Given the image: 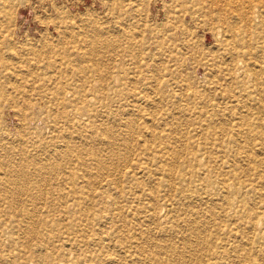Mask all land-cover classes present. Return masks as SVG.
Segmentation results:
<instances>
[{"label": "rangeland", "instance_id": "1", "mask_svg": "<svg viewBox=\"0 0 264 264\" xmlns=\"http://www.w3.org/2000/svg\"><path fill=\"white\" fill-rule=\"evenodd\" d=\"M64 89L94 97L65 106ZM21 164L42 168L24 185L38 206L0 199V224H20L0 264H177L183 238L207 242L203 257L229 238L231 264H264L252 224L264 213V0H0V184L12 188ZM127 165L138 174L116 204L64 211L71 176L96 187ZM171 174L191 203L177 202ZM79 216L93 217L81 233L68 221ZM74 236L82 247L65 245Z\"/></svg>", "mask_w": 264, "mask_h": 264}, {"label": "bare ground", "instance_id": "2", "mask_svg": "<svg viewBox=\"0 0 264 264\" xmlns=\"http://www.w3.org/2000/svg\"><path fill=\"white\" fill-rule=\"evenodd\" d=\"M98 90H99V88H98ZM98 90H97V92H98ZM102 90H106V89H102ZM92 92H93L92 89H89L88 92L79 90L76 93L77 98L75 99V101L73 99L72 100H68L65 97V94L71 93L70 90L69 91H67L65 89L64 90H60L59 93H58V96H61V103L63 105H65V106L74 105V103L77 102L78 103L77 105H81V106L87 107L89 105L90 101L92 100V98L94 97L92 95ZM127 134H128V132H127ZM127 138L128 137H126V139ZM130 138H132V137H130ZM112 139H114V140H112ZM123 141H124V139H123ZM124 142H126V141H124ZM128 142H130V139H129ZM128 142H126V143H128ZM116 143H117V136H111V139H109L107 142L103 143V147H112V146H115ZM98 145H99V143H98ZM126 147H128V145H126ZM23 156L30 157L26 153L23 154ZM29 161H30L29 164H31V165H35L38 162H40L39 159H37V158L33 159V160H29ZM125 164H126V162H125ZM96 165L100 169H103L105 167L101 163L98 165V162H97ZM20 166H23V169L20 170L16 176H13V180H9V182L13 185L12 188L10 186H8L7 184L6 185H3L2 183L0 184V187H2V188H0V199H7V200L11 201L12 203H18V204H21V205H23L24 202L26 201L25 204L26 203H31L32 206L36 208L38 206L37 203L31 202V201L29 202L27 200H23V198L25 197L24 196L25 195V191L27 190V188L24 185L26 183H29V178H34V177H39L40 179L43 178V175L41 174L42 168L34 167V172H32L30 169H27V165L26 164H21ZM113 167H115V166H113ZM124 168H122L123 170L119 169L120 171L118 169L110 171L105 178H102V179L100 178V180H99V181L103 180V182H104L105 179H106L105 185L98 184L96 187H95V185L92 186L91 182H89V180H91V179H88L87 175H82L81 177L75 176V175L71 176L70 179H72L73 185L72 186L70 185V186L72 187L73 195H77V197H75V196L69 197L68 196V199H66L64 201V203H62V207H63L64 211L69 212L70 211L69 208H71V212L73 214H80L83 211L84 207H85V204H86L85 203V199H87L88 201H91V202H93L95 199H100L102 201L105 200V204H108V207H110L111 205L116 204L117 194L119 195V194H121L123 192V191H121V186H120L122 184L123 180L130 181L131 179H134L136 174H138V173H136L135 170L138 169L139 167L137 166L135 168H132L131 166H128V167H124ZM104 169H106V168H104ZM63 171H64V169H63ZM105 172H106V170H105ZM45 174H47L46 171H45ZM45 176L47 177L48 175H45ZM101 176H102V174H101ZM115 178H117V179H115ZM167 178L168 179H165V180H168L169 182H171L170 183L171 184V188L173 190H175V192H176L177 202L179 204H182V205L185 204V203H191V201H189V197H180V193L182 192L181 189H180V186L183 183L186 184V182H187L186 179L182 178V177L174 176L172 174L168 175ZM80 179L83 180L84 182L80 183L79 182ZM119 179H120V181H119ZM48 180L47 179H43L45 185L50 183V181H48ZM162 181H164V180H162ZM118 182H120V184ZM59 183H60L59 186H62L63 184H68L65 181L64 182H59ZM118 186H120V190L118 191V193L115 194V196H114L115 198H113V194L112 195L109 194V190L112 189L111 187L117 188ZM217 187H218V185H216L214 187V190H216V192H218L220 190ZM85 188H86V191H85ZM224 189H226V188H224ZM42 190H45V189L42 188ZM93 190L95 192H93ZM98 190H100V192H97ZM204 193L206 195V192H204ZM107 200H110V201H107ZM188 205H187V207H189ZM117 216L118 215H116L113 212H106L105 215L102 214L100 216V220L102 222H105V223H110V222H114V219L117 218ZM91 218L93 219V217H91ZM92 219H88V217H84V216H79L76 219H72V220L68 219V221H70L72 223V227L71 228H73L76 231H79V233H81V228H83L84 226H86L88 228V226L85 225V224H87V221H90ZM84 222H85V224L83 225ZM182 224L184 225V227L187 226V222L185 220H183ZM252 224H253V226L255 228L264 226V213H261L260 216L256 219V221L254 223H252ZM4 226H5V228H4L3 232L0 234V240H7L11 244L14 243L15 239L13 238V235H14L16 230L18 231L20 229V224L18 223L16 226L14 224H12V223L10 225H8V224L5 225L3 223L0 224V228H3ZM178 227L180 228V227H183V226L182 225H178L177 222H174V224L172 225V229H171L172 234L174 233V231H176V229ZM7 229H8V233H7ZM260 237L263 238L264 237V233L261 234ZM110 240H111V238H107V242L110 241ZM182 240L184 242L183 243L184 252L187 253L188 255H185V253H181V251H178L177 248H175V247H174V249L171 250V253L169 254V257L171 259L173 258V260H175L177 262V264H203V263L204 264H231V260H230V256H229L228 252H234V247L232 245H229V243H227L230 240L229 238L228 239H224L223 241L219 242V244L216 245V246L214 245V243H212L209 247L214 248V250L211 251L210 254L206 255V257H203L201 255V247L203 246V244H205V246H206L207 242L204 241L205 243H203L199 239H198L199 241H195V239H193L190 242L187 241V239H185V238H183ZM64 243L69 248H76V247L79 248L84 242L81 241L78 237L74 236V238H67V239L65 238V242ZM84 245H89V244L85 243ZM131 256H133V255H129L127 258L130 260ZM203 258H205V260H203ZM30 259L31 260H35L36 256H34V254H32ZM95 261H96V259H93L92 257L84 256L82 259L78 258L74 263H71V262L69 263L67 260L65 261V263L66 264H75V263L76 264H86V263H94ZM113 262L114 261H112L111 259H106L105 260V263H108V264H111ZM43 263L45 264V262H43ZM55 264H58V262L55 263Z\"/></svg>", "mask_w": 264, "mask_h": 264}]
</instances>
